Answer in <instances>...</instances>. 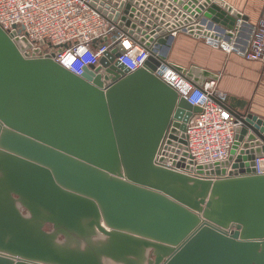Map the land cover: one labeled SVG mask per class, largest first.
<instances>
[{
	"label": "water",
	"instance_id": "95a60500",
	"mask_svg": "<svg viewBox=\"0 0 264 264\" xmlns=\"http://www.w3.org/2000/svg\"><path fill=\"white\" fill-rule=\"evenodd\" d=\"M92 5L149 50L142 67L114 48L77 76L0 26V264H264V119L236 108L228 159L176 164L200 108L155 74L216 80L168 61L175 33L231 43L248 16L223 0Z\"/></svg>",
	"mask_w": 264,
	"mask_h": 264
},
{
	"label": "built area",
	"instance_id": "2783aa9c",
	"mask_svg": "<svg viewBox=\"0 0 264 264\" xmlns=\"http://www.w3.org/2000/svg\"><path fill=\"white\" fill-rule=\"evenodd\" d=\"M0 26L15 42L26 38L31 43L23 52L51 56L77 76L95 68L103 53L114 48L119 52L116 60L130 71L142 67L149 55L143 44L103 15L92 0H0ZM205 38L218 45L212 38ZM230 45L227 44L226 50L232 49ZM243 55L264 63V0ZM155 74L170 84L179 97L200 108L187 123L185 159L181 160L183 150L172 151L176 164L187 165L191 159L194 166L209 165L228 159L240 122L235 118L236 108L228 102L226 92L218 88L216 80L195 86L172 64L157 68ZM254 168L255 173H264V152L255 157Z\"/></svg>",
	"mask_w": 264,
	"mask_h": 264
},
{
	"label": "crops",
	"instance_id": "0c3cea01",
	"mask_svg": "<svg viewBox=\"0 0 264 264\" xmlns=\"http://www.w3.org/2000/svg\"><path fill=\"white\" fill-rule=\"evenodd\" d=\"M226 2L238 9L233 2ZM245 4L240 11L248 16L250 26L233 38L231 50L206 42L202 36L176 32L170 53L174 54V64L187 68L194 65L217 74L218 88L226 92L233 107L264 119V63L243 55L260 17L263 0H247Z\"/></svg>",
	"mask_w": 264,
	"mask_h": 264
},
{
	"label": "rangeland",
	"instance_id": "374dc122",
	"mask_svg": "<svg viewBox=\"0 0 264 264\" xmlns=\"http://www.w3.org/2000/svg\"><path fill=\"white\" fill-rule=\"evenodd\" d=\"M223 1H227V0H223ZM228 1H231V2H233L234 4H236L237 5V7H238V10H243L244 9V6L246 5L245 4V2H247V0H228ZM206 42H208L207 40H206V38L204 39ZM216 41H217V44H218V42H220L221 43V45H223V47H225L226 48V46H227V43L228 42H226V40H224V41H222V39H216ZM214 45V44H213ZM168 61H170V62H175V60H174V54H171L170 52H169V54H168ZM218 86V85H217Z\"/></svg>",
	"mask_w": 264,
	"mask_h": 264
},
{
	"label": "bare ground",
	"instance_id": "6f19581e",
	"mask_svg": "<svg viewBox=\"0 0 264 264\" xmlns=\"http://www.w3.org/2000/svg\"><path fill=\"white\" fill-rule=\"evenodd\" d=\"M214 31V30H213ZM218 32V31H217ZM216 32V33H217ZM217 39H222V41H224V40H226L224 37H217ZM215 42H217L216 41V39H213ZM221 42V41H220ZM220 42H218V45L223 49V50H225L226 51V48L225 47H223V45H221V43ZM227 44H229L230 45V43H227ZM231 46V45H230Z\"/></svg>",
	"mask_w": 264,
	"mask_h": 264
}]
</instances>
